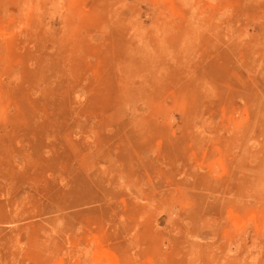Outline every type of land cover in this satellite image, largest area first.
I'll return each mask as SVG.
<instances>
[{
	"label": "rangeland",
	"instance_id": "374dc122",
	"mask_svg": "<svg viewBox=\"0 0 264 264\" xmlns=\"http://www.w3.org/2000/svg\"><path fill=\"white\" fill-rule=\"evenodd\" d=\"M0 264H264V0H0Z\"/></svg>",
	"mask_w": 264,
	"mask_h": 264
}]
</instances>
